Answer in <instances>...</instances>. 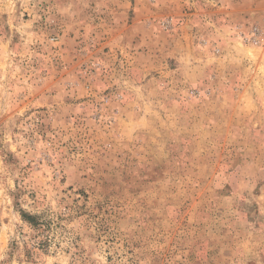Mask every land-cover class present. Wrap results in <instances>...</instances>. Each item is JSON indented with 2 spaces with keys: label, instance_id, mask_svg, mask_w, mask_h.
<instances>
[{
  "label": "rangeland",
  "instance_id": "rangeland-1",
  "mask_svg": "<svg viewBox=\"0 0 264 264\" xmlns=\"http://www.w3.org/2000/svg\"><path fill=\"white\" fill-rule=\"evenodd\" d=\"M0 264H264V0H0Z\"/></svg>",
  "mask_w": 264,
  "mask_h": 264
},
{
  "label": "trees",
  "instance_id": "trees-1",
  "mask_svg": "<svg viewBox=\"0 0 264 264\" xmlns=\"http://www.w3.org/2000/svg\"><path fill=\"white\" fill-rule=\"evenodd\" d=\"M24 219L29 223L31 224V226L33 227H37L39 226L38 223L36 222V220L32 217H29V216H24Z\"/></svg>",
  "mask_w": 264,
  "mask_h": 264
}]
</instances>
